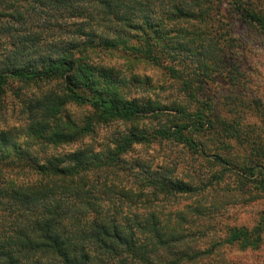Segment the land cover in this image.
<instances>
[{
	"label": "trees",
	"instance_id": "trees-1",
	"mask_svg": "<svg viewBox=\"0 0 264 264\" xmlns=\"http://www.w3.org/2000/svg\"><path fill=\"white\" fill-rule=\"evenodd\" d=\"M230 10L264 37L257 0H0L8 42L0 95L16 92L14 83L34 89L15 96L23 124L0 129V264H212L225 248L260 249L264 216L199 250L188 245L194 235L181 212L130 210L198 188L174 168L126 155L170 143L208 157L198 137L227 151L214 155L221 170L212 179L234 175L264 195V98L244 97L254 72L236 56L243 43L230 35ZM120 54L124 64L105 63ZM136 62L163 70L183 99L144 101L137 93L149 78L134 72ZM216 77L238 91L220 109L200 95ZM74 109L83 118L73 119Z\"/></svg>",
	"mask_w": 264,
	"mask_h": 264
},
{
	"label": "rangeland",
	"instance_id": "rangeland-1",
	"mask_svg": "<svg viewBox=\"0 0 264 264\" xmlns=\"http://www.w3.org/2000/svg\"><path fill=\"white\" fill-rule=\"evenodd\" d=\"M257 4L264 7V0H257ZM229 14L227 20L230 22V35L243 43V47L235 54L239 58V62L245 64L244 67L247 69V73H251L250 70L254 72L255 87L253 90L252 88L245 90L244 97L251 96L254 98L252 94V91H254V93L258 92V96L264 98V37L258 38L254 35V30L246 24L238 22L234 17L235 15L232 16V12ZM7 43L4 38L0 37V54L6 48ZM111 59V61L107 60L105 63L112 65L117 62L119 64L126 62L124 54ZM134 65L136 74L144 79L149 78L146 85L140 87L141 90L137 93L142 98L145 97L143 98L144 101L153 98L162 104L168 105L174 100L183 99L182 95L176 91L177 85L165 75L163 70L142 62H136ZM11 87L15 88L16 92L7 90L5 94L0 95V129L20 127L23 124L24 119L19 115V100L15 96L16 94L25 96V92L34 91L31 88L25 90L24 85L18 83L12 84ZM235 88L236 86L231 85L229 81L216 77L205 86L200 95L210 98L220 109L219 105L222 104L223 99L237 97L238 91ZM18 89L20 90L17 92ZM143 90H146V92ZM134 91L132 92L134 93ZM73 112L71 114L73 119H81L86 111L78 110L77 112L74 109ZM117 128L121 127L114 125L110 128L100 129L97 136L93 137L94 142L102 143L104 136L110 135ZM196 140L207 143L205 151L208 157L195 153L186 146L170 143H151L148 147H137L133 153L126 155L125 158L127 160L133 158L147 159L153 161L154 165L174 168L177 177L198 188L197 192L190 196L169 197L155 202L152 206H148V204L145 207L135 208L132 205L130 210L139 215L154 210L162 218L181 212L188 221L181 226L194 235V239H190L188 245L192 249L205 250L212 242L224 238V233L228 228L234 226L252 227L260 222L264 216V195L260 190H255L249 184L241 186L234 175L226 174L223 177L224 179L218 183L212 179L211 177L221 170V167L214 162V155L226 156L227 151L212 146L211 142L206 141L203 137H198ZM91 141L92 139L85 138L79 144L65 146L63 149L64 151L73 150V148L88 144ZM18 144H24L23 136L19 137ZM58 150L61 151V148ZM230 152L234 156L238 154V159L243 157L242 152L238 150L232 149ZM245 154H247V151H245ZM4 163L6 164V161L1 162V164ZM110 180H113V178ZM123 184L125 183L123 182ZM113 195L112 198L116 197L115 194ZM164 222H167V218H164ZM213 258L215 260L213 259L212 264H264V235L263 243L257 251L244 253L240 252L238 248L231 251L225 248L220 251L218 257ZM208 260L206 259L204 263L207 264Z\"/></svg>",
	"mask_w": 264,
	"mask_h": 264
}]
</instances>
